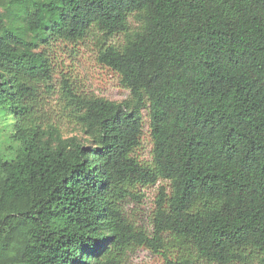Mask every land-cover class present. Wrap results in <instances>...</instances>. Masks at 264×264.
Wrapping results in <instances>:
<instances>
[{"label": "trees", "instance_id": "16d2710c", "mask_svg": "<svg viewBox=\"0 0 264 264\" xmlns=\"http://www.w3.org/2000/svg\"><path fill=\"white\" fill-rule=\"evenodd\" d=\"M89 37L130 96L66 83L83 137H65L35 115L39 49ZM161 179L149 235L123 203ZM134 246L264 264V0H0V264H122Z\"/></svg>", "mask_w": 264, "mask_h": 264}, {"label": "rangeland", "instance_id": "374dc122", "mask_svg": "<svg viewBox=\"0 0 264 264\" xmlns=\"http://www.w3.org/2000/svg\"><path fill=\"white\" fill-rule=\"evenodd\" d=\"M131 26L132 29L137 26L133 18ZM97 39L89 37L78 43L60 41L51 48L39 49L45 51L49 58L52 77L38 87L40 101L35 115L43 123L51 122L59 126L65 137H83L81 128L73 121L71 106L66 96V83L79 95L103 97L114 101H123L130 96V90L121 83L120 75L98 61L100 44ZM123 40L124 36L120 34L110 42L119 44ZM144 117V135L137 154L141 161L151 162L153 144L147 110H144ZM162 186L166 187L168 192L171 190L170 183L161 179L152 186H138L133 192L134 195H130L123 203L130 222L149 235L153 232V214ZM167 258L177 260L178 254L169 247L156 253L145 246H134L128 251L122 264H169Z\"/></svg>", "mask_w": 264, "mask_h": 264}]
</instances>
